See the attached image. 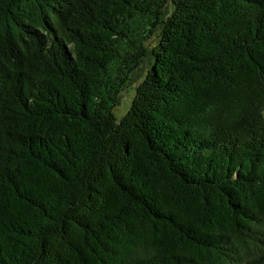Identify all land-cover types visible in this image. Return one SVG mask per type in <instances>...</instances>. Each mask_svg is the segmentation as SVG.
<instances>
[{
  "label": "trees",
  "instance_id": "trees-1",
  "mask_svg": "<svg viewBox=\"0 0 264 264\" xmlns=\"http://www.w3.org/2000/svg\"><path fill=\"white\" fill-rule=\"evenodd\" d=\"M0 264H264V0H0Z\"/></svg>",
  "mask_w": 264,
  "mask_h": 264
},
{
  "label": "rangeland",
  "instance_id": "rangeland-1",
  "mask_svg": "<svg viewBox=\"0 0 264 264\" xmlns=\"http://www.w3.org/2000/svg\"><path fill=\"white\" fill-rule=\"evenodd\" d=\"M139 82V79L129 85L121 94L119 104L113 109L114 117L119 120L129 109L130 103L135 93V85Z\"/></svg>",
  "mask_w": 264,
  "mask_h": 264
}]
</instances>
